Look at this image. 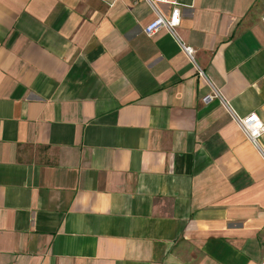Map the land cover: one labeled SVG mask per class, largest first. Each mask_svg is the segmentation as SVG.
I'll return each mask as SVG.
<instances>
[{
  "label": "crops",
  "instance_id": "obj_1",
  "mask_svg": "<svg viewBox=\"0 0 264 264\" xmlns=\"http://www.w3.org/2000/svg\"><path fill=\"white\" fill-rule=\"evenodd\" d=\"M264 122V0H160ZM145 0H0V264H261L264 158Z\"/></svg>",
  "mask_w": 264,
  "mask_h": 264
},
{
  "label": "built area",
  "instance_id": "obj_2",
  "mask_svg": "<svg viewBox=\"0 0 264 264\" xmlns=\"http://www.w3.org/2000/svg\"><path fill=\"white\" fill-rule=\"evenodd\" d=\"M147 1L154 9L156 10V17L150 21L145 31L148 35L154 34L161 28L167 29L175 39H177L182 48L190 57V59L194 62L196 70L198 74L208 80L205 72L201 68L199 64H197L194 56V49L191 46L186 45L182 40L177 31V27L181 23V7L177 1H173V8L170 13H164L158 6L157 3L160 0H145ZM262 23L264 25V15L262 16ZM210 85L212 86V94H207L203 97L204 100H207L209 97L216 96L220 98L221 102L228 109L230 115L233 120L238 124L240 129L243 131L245 136L251 141V143L256 147V149L261 153L264 158V122L261 117L256 114H248L245 116L238 115L230 106L229 102L221 95L219 89L215 87L210 81ZM261 264H264V256L261 261Z\"/></svg>",
  "mask_w": 264,
  "mask_h": 264
}]
</instances>
